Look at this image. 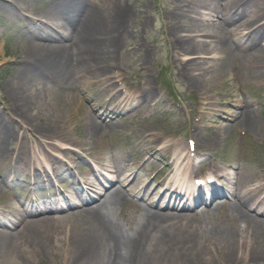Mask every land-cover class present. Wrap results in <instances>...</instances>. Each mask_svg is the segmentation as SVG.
Masks as SVG:
<instances>
[{
	"label": "bare ground",
	"instance_id": "bare-ground-1",
	"mask_svg": "<svg viewBox=\"0 0 264 264\" xmlns=\"http://www.w3.org/2000/svg\"><path fill=\"white\" fill-rule=\"evenodd\" d=\"M16 1L32 0H11L9 7L0 0V9L7 14L16 11ZM37 7L20 31L23 56L12 63L14 72L4 87L8 114L17 117L20 127L27 125L36 133L37 151L30 155L22 146L10 149L9 144L19 135L8 123L11 118L0 114V163L14 171L31 166L32 158L37 156L39 167L49 166L53 175H59L62 163L47 148L61 152L63 147L53 140L66 144V148L86 149V144L99 143L102 128L95 112L103 107L89 102L90 109L84 105L80 114L75 103L77 92L65 86L74 87L71 81L77 74L85 81L100 82L111 73L110 66L104 67L101 60L106 57L109 61L120 53L128 38L132 7L120 0L108 6L102 0H48ZM149 11L147 8L142 13ZM164 17L173 59L181 66L178 73L193 88L201 91L210 86L209 81L229 73L233 78L238 75L264 83V0H172ZM246 26L253 27L249 37L243 33ZM212 50L221 55L216 62L195 58L196 53ZM181 54L188 56L187 65L179 60ZM6 60L9 58L1 60L0 66ZM142 87V100L151 98L154 88L150 76H145ZM215 96L211 93L201 101L207 114L215 111ZM230 97V109L235 108L231 120L259 135L256 109L244 98L236 99V94ZM33 111L38 117L45 116L49 125L30 124L28 113ZM228 130V124L215 128L209 144L225 138ZM145 132L148 140L155 135L151 130ZM73 133L79 135L80 141ZM165 147L169 148V144ZM182 166L188 170L185 160L179 168ZM10 172L0 175V195ZM114 173L115 185L112 183L93 201L79 206L72 201L62 215L36 217L25 212L9 231L0 229V263H31L38 257L64 254L67 247L70 264H264V218L260 217L264 211V171L251 175L247 169L237 167L226 210L218 204L211 211L208 200L197 203L214 216L217 214L221 221L207 211L190 214L187 201L179 211L171 210L169 204L164 207L168 211L163 212L133 205V211L126 213L124 206L131 200L117 182L134 183V173L118 172L116 168ZM222 177L228 179L227 175ZM226 194L229 193H221V200ZM253 208L255 213L251 212ZM118 212L124 223L119 221ZM0 226L4 227L5 222L1 221Z\"/></svg>",
	"mask_w": 264,
	"mask_h": 264
},
{
	"label": "rangeland",
	"instance_id": "rangeland-1",
	"mask_svg": "<svg viewBox=\"0 0 264 264\" xmlns=\"http://www.w3.org/2000/svg\"><path fill=\"white\" fill-rule=\"evenodd\" d=\"M154 1L157 2L158 0H129V4L131 5V13L132 16L135 17V14L138 15L135 19V22L130 21L129 23V37L126 41L127 45L126 47L130 48L129 51L133 49V47H137V45L140 46V44L145 40L148 42H154V40L158 41V44L161 45L159 49L156 48H149L150 54H145L144 50H133V52L136 51V53H130V56H127L124 60L121 62L123 63L124 67H132L131 66V57L135 59H140L141 62H144L145 65H148V68H150L151 74H153V81L155 86H160L158 83L159 81L157 78L161 77L163 74L166 78L165 80L170 81L172 89H174L175 96L178 97V101L180 102V106L176 108H173L174 110L171 114L162 115L155 114L152 119L147 121L149 124L152 125V127L158 129L160 132L170 133L173 130H177L176 134L183 135L184 132H187L189 129L193 128L195 125V122L193 120H190L187 117L186 111L189 109L196 108V101H197V91L194 89L189 88L188 84L181 79V77L177 76V72L175 69H173L171 57L172 53L170 54L169 48V42L166 39L165 34V27L163 26L162 19H155L152 21L153 18V5ZM47 2L46 0H32V1H26L21 4L26 12H34V9L38 8L37 6H42ZM115 2V1H113ZM169 1H167L168 3ZM105 4H108V0H104ZM108 6V5H107ZM147 8L150 9L148 13L142 11L146 10ZM146 19V20H145ZM140 20V21H139ZM141 21H149L147 22V31L142 29V26L140 25ZM19 23L16 25V19L13 17L8 16L5 12H3L0 9V61L9 58V60L15 58L20 59L23 56V47L21 39H19L20 34L19 33ZM149 25V27H148ZM145 28V29H146ZM140 31V32H139ZM153 31L158 32V35H155L154 33H151ZM151 35L149 36V34ZM163 33V34H161ZM185 33V32H182ZM159 34L162 35V38L159 37ZM19 37V38H18ZM125 43V44H126ZM166 44V45H165ZM146 45V43L144 44ZM144 49V48H143ZM198 52V51H197ZM216 51L212 50L208 53L199 54L196 53L195 56H189V57H195L202 59L200 60H206L207 62H213L218 61L219 59L218 55L215 53ZM215 58L216 60H213L212 58ZM11 58V59H10ZM183 60H185V63L187 60H189L187 57H181ZM148 59V61H147ZM8 60L4 61L7 62ZM18 61V60H17ZM235 65V64H234ZM207 66V65H206ZM163 67H167V72H162ZM14 72L13 67H9L7 63L2 65L0 67V110H4L2 108V103H8L7 95L5 93V83L11 79L12 74ZM197 72V71H195ZM194 72V73H195ZM236 72V71H234ZM239 72H236V75ZM175 74V75H174ZM157 77V78H156ZM241 79V77H235L233 78V74L229 73L222 79H216L215 81H209L210 86L207 85L203 90L206 92L208 90V95L211 96V93H214L215 96L214 99L217 101V104H215V111L216 115L219 120L216 119V121L213 123L214 127H222V125L228 124L229 130L227 131V134L225 138H223L220 142L218 148V152L221 153L223 151L228 154V164L230 168L225 171L227 173H232V168L237 167L238 165H243L246 168H248L251 172L255 171L256 169H260L264 167V86L261 83L260 85L255 84L254 82H245ZM135 83H137V80H135ZM242 84V91L238 92V85ZM162 88L163 87H159ZM236 94V99L241 100L242 98H246L251 103H255V109L256 107H260L258 111H256V116L259 122L258 131L260 132V135L254 134L253 129H248L247 127H242V125H237L233 121H231V117L233 112L235 111V108H231L230 100L231 95ZM162 97L167 98L168 103L170 102L169 98L167 97V93L164 92V90L161 91ZM192 99L195 104L192 105L188 102L189 99ZM184 99V102L182 101ZM261 102V105H257ZM76 105L77 109L80 112V114L83 112L81 107V100L79 99L78 95L76 98ZM9 104V103H8ZM198 107V106H197ZM257 110V109H256ZM35 111L33 113H28V122L33 125H42L45 123L46 125H49V121L45 116L38 117L35 115ZM199 116V115H198ZM197 116V117H198ZM190 120V121H187ZM213 121V118L211 116H208L205 118L203 125H209ZM153 123V124H152ZM150 126V125H149ZM151 127V126H150ZM246 128V129H245ZM203 137L205 140H209L212 137L213 131L212 129L206 130L203 129ZM246 131L247 135L242 136V132ZM99 133V143H97L101 149L97 148V144L94 146L93 144H86V146H89L90 149L92 146L95 147V150L98 154H105V138L104 135ZM27 141H26V147L31 149V147L35 144V142H30V134L28 132L25 133ZM73 137L75 139H78L80 141L79 135H75L73 133ZM77 137V138H76ZM84 144V143H83ZM18 144L15 143L13 146H17ZM224 147V150H223ZM97 148V149H96ZM263 157V159L261 158ZM2 170V169H1ZM6 170V169H4ZM9 196L6 192H3L0 195V204L1 203H7L9 200ZM9 204V202L7 203ZM54 245H57L56 243ZM65 249L67 247H64V254L58 253V254H52L47 255L43 257H38L36 259H32L31 263H20V264H70V259L68 258L70 255L66 253ZM14 262V261H13ZM1 264V263H0ZM4 264V263H2ZM12 264V263H11ZM14 264H18L17 262H14ZM236 264H247V262H239ZM250 264V263H249ZM254 264V263H251Z\"/></svg>",
	"mask_w": 264,
	"mask_h": 264
}]
</instances>
